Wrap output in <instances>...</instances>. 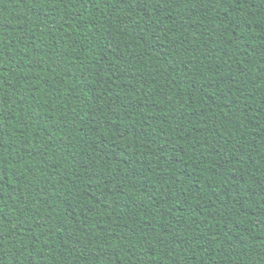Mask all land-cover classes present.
I'll return each instance as SVG.
<instances>
[{
	"label": "trees",
	"instance_id": "trees-1",
	"mask_svg": "<svg viewBox=\"0 0 264 264\" xmlns=\"http://www.w3.org/2000/svg\"><path fill=\"white\" fill-rule=\"evenodd\" d=\"M0 264H264V0H0Z\"/></svg>",
	"mask_w": 264,
	"mask_h": 264
}]
</instances>
